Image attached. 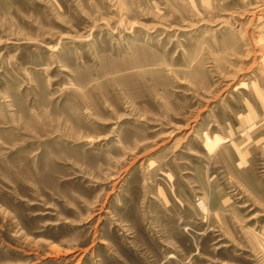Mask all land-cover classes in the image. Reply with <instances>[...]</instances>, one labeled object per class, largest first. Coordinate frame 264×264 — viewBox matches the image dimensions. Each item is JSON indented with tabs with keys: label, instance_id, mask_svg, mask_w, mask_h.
I'll return each mask as SVG.
<instances>
[{
	"label": "rangeland",
	"instance_id": "rangeland-1",
	"mask_svg": "<svg viewBox=\"0 0 264 264\" xmlns=\"http://www.w3.org/2000/svg\"><path fill=\"white\" fill-rule=\"evenodd\" d=\"M263 116L264 0H0V264H264Z\"/></svg>",
	"mask_w": 264,
	"mask_h": 264
},
{
	"label": "crops",
	"instance_id": "crops-1",
	"mask_svg": "<svg viewBox=\"0 0 264 264\" xmlns=\"http://www.w3.org/2000/svg\"><path fill=\"white\" fill-rule=\"evenodd\" d=\"M264 117V116H263ZM263 146H264V138H263ZM247 161V160H246ZM242 163H241V165H239V168H243V167H245V165H244V161L242 160L241 161ZM239 164V163H238Z\"/></svg>",
	"mask_w": 264,
	"mask_h": 264
}]
</instances>
